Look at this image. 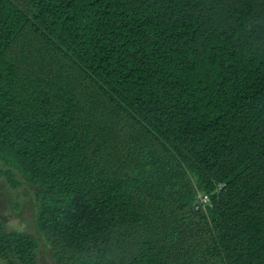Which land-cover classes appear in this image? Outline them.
<instances>
[{
  "label": "trees",
  "instance_id": "trees-1",
  "mask_svg": "<svg viewBox=\"0 0 264 264\" xmlns=\"http://www.w3.org/2000/svg\"><path fill=\"white\" fill-rule=\"evenodd\" d=\"M16 174L56 264H264V0H0Z\"/></svg>",
  "mask_w": 264,
  "mask_h": 264
},
{
  "label": "rangeland",
  "instance_id": "rangeland-1",
  "mask_svg": "<svg viewBox=\"0 0 264 264\" xmlns=\"http://www.w3.org/2000/svg\"><path fill=\"white\" fill-rule=\"evenodd\" d=\"M15 178L19 184L12 186L0 176V220L6 231L28 235L38 242L39 264H56L50 245L36 225L33 189L18 174Z\"/></svg>",
  "mask_w": 264,
  "mask_h": 264
},
{
  "label": "built area",
  "instance_id": "built-area-1",
  "mask_svg": "<svg viewBox=\"0 0 264 264\" xmlns=\"http://www.w3.org/2000/svg\"><path fill=\"white\" fill-rule=\"evenodd\" d=\"M198 199H199V201H200V204H206V203H208V201H209L208 197L205 196V195H199V196H198Z\"/></svg>",
  "mask_w": 264,
  "mask_h": 264
}]
</instances>
